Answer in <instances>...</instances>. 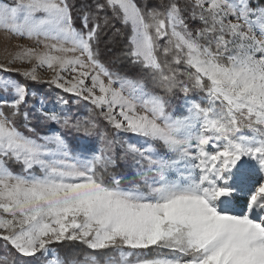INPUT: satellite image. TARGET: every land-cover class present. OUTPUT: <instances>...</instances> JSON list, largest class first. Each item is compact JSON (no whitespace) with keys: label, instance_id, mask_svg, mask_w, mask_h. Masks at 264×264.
Segmentation results:
<instances>
[{"label":"snow or ice","instance_id":"6c2138e0","mask_svg":"<svg viewBox=\"0 0 264 264\" xmlns=\"http://www.w3.org/2000/svg\"><path fill=\"white\" fill-rule=\"evenodd\" d=\"M112 21L130 26L126 55L158 91L99 59ZM0 30L33 42L0 71L32 82L51 71L50 85L130 134L121 158L136 176L127 187L105 179L119 141L93 119L40 101L43 122L98 138L75 156L56 128L37 133L21 112L27 85L0 78L11 95L10 114L0 109V264H264V0H0ZM192 92L201 100L169 111ZM66 244L87 251L66 261L52 247Z\"/></svg>","mask_w":264,"mask_h":264},{"label":"trees","instance_id":"16d2710c","mask_svg":"<svg viewBox=\"0 0 264 264\" xmlns=\"http://www.w3.org/2000/svg\"><path fill=\"white\" fill-rule=\"evenodd\" d=\"M78 2L82 3H92L93 0H78ZM138 3H141L142 0H137ZM155 3H159L160 0H154ZM166 2V0H165ZM187 22H193V24H198L199 21H190V17L187 19ZM112 25L107 29L104 30L100 37V43L98 45V52H99V59L101 62L109 68L110 71L114 73H118L121 76H130L135 75L136 80H144L148 86L149 90L151 89V82L146 76V70L140 65L133 63L131 58L126 55V52L128 51L129 44L128 39L131 35V28L125 27L122 25L119 21H112ZM201 26V25H199ZM198 26V27H199ZM119 30V31H117ZM157 43L161 46V50L157 51V56L163 63L165 60V57L162 54V46L165 45V40H159ZM12 78L16 79L17 81L24 83L27 85L28 90L32 91L34 94H31L28 98V106L27 108H22L21 112L27 111L29 113L30 123L32 126L36 128L37 133L41 132H48L50 128H56L58 131H60L65 139L67 140L68 144L72 147L78 144V139H91L95 138L97 141V137H86L83 135V133H76L75 131H72L71 129H61L58 125L45 123L42 120V117L40 116L39 111L35 108L36 105L40 104V101H43V105L45 104L50 105L52 104L57 98H59V105L61 107V110L66 111L67 114L75 118H89L93 119L97 122L99 125V129L104 130L108 133L110 139H117L120 140V142L126 137H129L130 134L123 135L120 133V135H117L115 133V130L103 119L102 116L98 114V110L90 111L92 106L88 104L86 101L79 100L77 97H74L72 95H69L68 93H64L63 91L57 89L55 86L50 85L49 83H46L44 81L40 82H32L30 80H25L22 75L11 73L10 74ZM158 91V90H153ZM199 93V92H196ZM190 94V93H189ZM63 98L64 100H67V104H63L60 101V98ZM184 95L182 93H177L174 97H171V101L173 103L178 102L180 99H182ZM30 103H33V107H30ZM0 109H2L6 114H10L11 109L9 107H6L4 105L0 106ZM17 125L20 126V130L24 131L23 128V116L16 117ZM77 142V143H76ZM95 142V141H93ZM122 147V146H121ZM115 147V155L117 157V165L116 167H120V162H123V160L120 159V156L122 155L121 148ZM9 167L14 172H19L20 168L16 164H9ZM3 241H0V252L3 251ZM59 246V250L63 253L62 248H67V260L72 258H81L83 253H85L87 250L82 245H54V248H57ZM43 264V261L41 262Z\"/></svg>","mask_w":264,"mask_h":264},{"label":"rangeland","instance_id":"374dc122","mask_svg":"<svg viewBox=\"0 0 264 264\" xmlns=\"http://www.w3.org/2000/svg\"><path fill=\"white\" fill-rule=\"evenodd\" d=\"M180 2L183 3L184 0H180ZM254 2H258V0H254ZM190 21H192L191 18H190ZM188 24L190 25V27L195 28V27H198L200 25V22L198 24H193V22H189ZM17 45H24V46L30 47V46H33V42L23 40V39H19V38L10 37L3 30H0V64H7L8 60L11 58L10 54H13L16 51H18ZM33 63H35V62L33 61ZM11 67L20 68L21 71H23L25 68H30L31 65H21L19 63H16V64L11 65ZM10 74L11 73H4V72L0 71V78H2L4 76H9ZM37 75H38L40 81H44V82L48 83V81L53 76V73L49 70H46L45 68H39L38 67L37 68ZM124 77H128L130 79L136 80L135 75L124 76ZM59 90H61V89H59ZM29 93L34 94L32 91H29ZM69 95H71V94H69ZM201 98H202L201 93L192 92L189 94V96L187 98L184 96L182 99H180L176 103H173L171 101V106L169 108V111H174L176 114L183 113L185 111L186 99H188V100L195 99L197 101H200ZM5 99L11 100V95L10 94L6 95L4 92L0 91V106L3 105L2 101ZM40 106L41 105L38 104V105H36L35 108L38 110L40 108ZM30 107H33V103H30ZM43 107L47 110H52V109H56L57 111L61 110V107L59 105V98H57V100H55L50 105L46 106L44 104ZM9 109H11V108L9 107ZM46 133L47 132H41L39 134H46ZM122 134L127 136L126 133H122ZM245 134H248L247 130H245ZM118 135H120V133ZM128 139H129V137H127V138L125 137L121 142H120V140H118L119 142L115 145V147H119V146L121 147V145ZM83 140H89V139L79 138L77 140L78 144H79V142H81ZM92 141H95L94 143H97V145H99V140L96 141L95 138H93ZM78 144H76L73 147L71 145H69L74 156H75ZM161 151H162V149H161ZM121 153H122V155L120 156V159L123 160V162H120V164H119L120 167L115 166L114 168H110L109 173L106 175L105 179H109L111 176H116L120 179L121 185L127 187V186H130L131 182L136 179L135 170H134L133 162H132L131 158H121L124 155V149L121 150ZM117 163H118V161H116V165H117ZM55 249L59 253L60 257L67 261V255H66L67 248H62L63 253L59 250L60 249L59 246Z\"/></svg>","mask_w":264,"mask_h":264}]
</instances>
